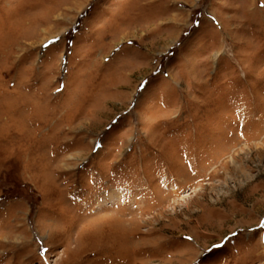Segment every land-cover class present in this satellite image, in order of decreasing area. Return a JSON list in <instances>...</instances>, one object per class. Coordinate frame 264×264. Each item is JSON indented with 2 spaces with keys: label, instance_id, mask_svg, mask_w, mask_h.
<instances>
[{
  "label": "rangeland",
  "instance_id": "obj_1",
  "mask_svg": "<svg viewBox=\"0 0 264 264\" xmlns=\"http://www.w3.org/2000/svg\"><path fill=\"white\" fill-rule=\"evenodd\" d=\"M0 264H264V0H0Z\"/></svg>",
  "mask_w": 264,
  "mask_h": 264
}]
</instances>
